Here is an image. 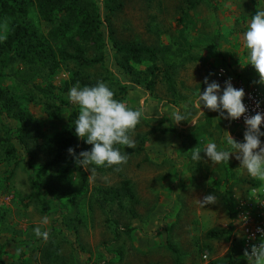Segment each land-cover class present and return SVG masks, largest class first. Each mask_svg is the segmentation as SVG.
<instances>
[{
    "label": "rangeland",
    "instance_id": "rangeland-1",
    "mask_svg": "<svg viewBox=\"0 0 264 264\" xmlns=\"http://www.w3.org/2000/svg\"><path fill=\"white\" fill-rule=\"evenodd\" d=\"M117 2L122 6L114 7ZM83 5L95 12L102 23V39L98 44L89 45L85 54L88 58L102 54L99 64L79 67L62 61L53 72L45 69L35 76L19 62L9 68V72H17L30 81L9 79L6 85L12 91L14 102L38 120L43 138L28 140L29 152L15 141H12V156L0 150V263L176 264L178 261V264H208L212 259L222 263L232 257L233 261L226 264H249L238 239L235 235L232 237L233 229L229 239L206 236L199 202L203 200L208 176L204 169H220L221 164H212L206 156L195 161L191 150L198 147L203 153L209 142L225 148L227 132L244 142L245 130L222 119L217 112V124H210L206 131L195 128L194 134L186 135L185 130L193 123L185 120L175 124L167 115L179 107L187 119L193 116L191 105L200 91L206 90L204 80L207 77L211 81L217 66L226 65L241 72L252 84H259L255 83L259 80L255 68L247 65L248 50L242 37L251 16L258 8L264 9V0H83ZM28 21L42 34L57 24L56 19L51 24L45 21L35 4L29 9ZM7 29V24L0 25V39ZM113 38L159 49L168 47L174 58L175 95L160 80L150 91L145 88L142 76L123 71L112 49ZM74 71L86 81H104L116 98L126 101L129 107L136 108L144 101L146 118L132 133L136 148H121L130 158L120 172L97 167L91 175L90 169L77 167L72 155L59 167L44 165L52 158L50 148L55 147L47 146V142L66 126L67 116L73 109L79 112V106L68 98L69 89L74 85ZM33 83L54 86L53 93L65 102L59 114H48L55 110L56 101L37 92ZM14 109L12 104V114ZM162 110L165 115L160 116ZM1 119L12 127L17 124L14 118L1 115ZM202 136L208 137L204 143L199 139ZM261 140L264 142V137ZM74 149L77 155L89 150L81 139ZM70 161L74 167L63 175L62 170ZM222 165L221 182L227 187V195L245 194L249 188L264 184L240 167L236 154ZM177 166L182 167L180 172ZM81 170L87 176V193L75 200H55L34 183L41 180L56 191L77 193ZM122 178L130 180L137 201L125 200V208L109 203L105 210L100 209L92 197V188L113 187ZM216 215L213 225L229 228L228 220ZM45 216L48 217L46 225L42 224ZM38 226L49 232L47 241L35 236L34 229ZM115 229L120 235L118 239H115ZM203 254L208 256L206 260L201 257Z\"/></svg>",
    "mask_w": 264,
    "mask_h": 264
},
{
    "label": "trees",
    "instance_id": "trees-1",
    "mask_svg": "<svg viewBox=\"0 0 264 264\" xmlns=\"http://www.w3.org/2000/svg\"><path fill=\"white\" fill-rule=\"evenodd\" d=\"M33 4L37 6L38 13L45 21L50 24L54 23L55 19L57 21V24L52 26L46 34H42L38 28L28 21L29 9ZM121 6L122 3L117 2L114 7L119 8ZM3 24H7L8 29L0 39V150L6 156H12L14 149L12 141H15L29 152L27 141H36L38 138H43L38 120L14 102L12 91L6 85V82H10L9 79H15L23 83L30 82L25 77L18 75L17 72H9L12 63H22L30 69L31 76L38 75L45 69L53 72L62 61L73 62L79 67H91L99 64L103 58L102 54L95 55L92 58L86 57L85 54L89 45L98 44L102 39L100 30L102 23L95 12H90L83 5V0H0V25ZM214 39L216 40L217 36ZM112 43V49L118 55L117 63L123 71L129 75L142 76L145 88L150 91L157 80H160L165 84L167 91L171 95H175V82L172 71L174 58L168 47L159 49L158 47L134 41L121 42L114 38ZM158 61H160V64ZM142 64H144L143 68H140ZM226 68L234 74L241 75V72ZM76 82H79L81 86H93L96 84L82 79L79 72L74 71L72 83L76 84ZM32 86L43 96L50 97L56 101V104H54L55 110L48 112V114L56 116L61 112L65 102L53 93L54 86H40L34 83ZM120 90L123 91L124 86H121ZM12 104L15 107L13 114ZM49 108L50 106L48 105ZM1 115L11 120L14 118L17 124L12 127V124L3 123ZM77 116L78 112L73 109L67 116L66 126L47 142V146L55 147L50 148L53 151V155L51 160L44 164L46 167H59L65 159L70 158L68 149L70 147L74 148L79 139L75 135L74 129V121ZM91 147V145H88L89 150ZM71 167H74V162L72 161L62 170V174L66 175ZM110 169L114 170V168ZM79 179L80 185L77 193L56 191L50 184L41 180H37L34 183L38 184L55 200H61L62 198L75 200L77 197L84 196L87 193V176L83 170L79 172ZM226 188L224 183L222 193L225 195L226 213L229 219H233L231 196L227 195ZM91 191L93 199L102 210H105L109 203H115L118 207L125 208V200L131 203L137 201L133 186L128 179H122L113 187H94ZM231 222L227 229L211 228L207 230L206 236L209 239L231 238L233 229ZM114 232L115 239H118L120 237L119 232L117 229ZM232 261L233 258L228 257L226 262L221 263L220 260L212 259L208 264H226ZM21 264L28 263L22 262ZM176 264H178V261Z\"/></svg>",
    "mask_w": 264,
    "mask_h": 264
},
{
    "label": "clouds",
    "instance_id": "clouds-1",
    "mask_svg": "<svg viewBox=\"0 0 264 264\" xmlns=\"http://www.w3.org/2000/svg\"><path fill=\"white\" fill-rule=\"evenodd\" d=\"M244 47L248 50L249 62L259 75L255 83L264 84V9L258 8L255 15L251 16L247 29L243 33ZM246 67L247 65H243ZM204 83L206 90L200 91L194 102L195 109L199 110L197 116L191 121L195 124L196 119L203 115L202 107L210 111L218 112L222 119L239 120L242 116L246 125L244 142H239L228 133L227 146L218 148L215 142H209L203 150L212 164H222L230 161L233 154L240 161V167L254 179L264 181V112L254 115H246L248 108L244 103L245 90L233 86L231 78L225 81L223 89L216 81L209 82L206 77ZM68 98L79 106V112L74 121L75 135L91 145L90 150L81 151L76 154L74 148H69L68 153L73 156L77 167H83L85 171L95 168H114L116 172L122 171L124 165L129 161V153L122 152L121 148H136V141L132 136L138 124L146 118V106L141 100L140 106L129 107L126 101L116 98L113 89L104 81H98L95 85L81 86L79 82L74 84L68 92ZM165 115L163 110L160 116ZM167 115V114H166ZM175 124L185 120L187 116L180 109H176L167 115ZM192 150V159L201 161V150L195 147ZM204 159V158H203ZM90 165L95 167L90 168ZM210 183V182H209ZM200 205L217 204L215 194H209L199 200ZM48 223L45 216L42 224ZM262 238L259 244H253L251 251L245 249L244 257L249 264H264V229L258 228ZM35 236L42 237L45 241L49 239V232L42 231L41 227L34 229ZM19 249L17 254H19ZM205 259L207 256L205 255Z\"/></svg>",
    "mask_w": 264,
    "mask_h": 264
},
{
    "label": "built area",
    "instance_id": "built-area-1",
    "mask_svg": "<svg viewBox=\"0 0 264 264\" xmlns=\"http://www.w3.org/2000/svg\"><path fill=\"white\" fill-rule=\"evenodd\" d=\"M229 78L234 87L245 90L244 103L248 108L246 115L264 112V84L254 85L246 76L234 74L224 66H218L212 74V81L218 82L221 89ZM230 122L246 130L243 116L239 120ZM261 131H264V125L261 126ZM234 216L232 237L236 236L243 253L245 249L251 251V246L259 244L262 238L261 232L257 229H264V184L250 188L246 198L239 201ZM205 255L207 256V254L201 256L204 260H206Z\"/></svg>",
    "mask_w": 264,
    "mask_h": 264
},
{
    "label": "crops",
    "instance_id": "crops-1",
    "mask_svg": "<svg viewBox=\"0 0 264 264\" xmlns=\"http://www.w3.org/2000/svg\"><path fill=\"white\" fill-rule=\"evenodd\" d=\"M175 108L179 109V107H175ZM190 110H191V112H193L191 114L193 116L189 117L187 123L191 122L197 116V113L199 111V110L195 109L194 105H191ZM202 111L204 112V114L200 115L198 117V119H196L195 124L190 125V127H188V129L185 130L186 135L194 134L195 128H199L203 131H206L207 129H209L210 124L215 125L218 123L219 120L217 118L218 117L217 112L210 111V110L203 108V107H202ZM197 138H198V136H197ZM199 139H200L201 143H204V141H206L208 139V137L202 136ZM201 156H203V158H205L204 156H206V154L201 153ZM184 163L187 167V162H184ZM220 166H221L220 169L216 168L212 171H208L207 169H204V174H206V176L208 175L207 179H206V183H205L206 188L204 190L205 191L204 196L209 195V194H215L217 197V204L205 205V207H202V217L203 218H202L201 222H202V226L205 228L206 231L211 229V228L217 227V226L213 225L214 222L216 221V219H215V217L217 216L216 214H220L223 218L227 219L228 224L231 222V220L234 221V219H235V216H234L235 208L239 204L240 200L246 198V196L249 194V190H250V188H249L245 194L242 193L241 195L238 194L236 196L231 195V200L230 199L229 200H230L231 205L233 207L234 218L229 219L227 216V213H226V206L224 203L225 195L222 193L223 192L222 191L223 190V184L221 182V177H222L223 165L221 164ZM204 168H205V165H204ZM181 169H182L181 166H180V168H178V166L176 167V170L178 172H180ZM122 179H126V178H122ZM235 188H236V186H235ZM214 229H220V228L217 227ZM220 230H224V229H220ZM240 247H241V245H240Z\"/></svg>",
    "mask_w": 264,
    "mask_h": 264
}]
</instances>
